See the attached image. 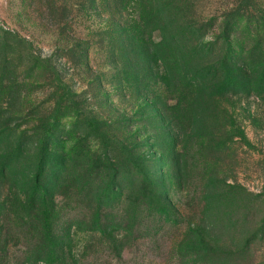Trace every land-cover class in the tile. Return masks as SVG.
I'll use <instances>...</instances> for the list:
<instances>
[{
    "label": "rangeland",
    "instance_id": "374dc122",
    "mask_svg": "<svg viewBox=\"0 0 264 264\" xmlns=\"http://www.w3.org/2000/svg\"><path fill=\"white\" fill-rule=\"evenodd\" d=\"M154 1L0 0V264H264V0Z\"/></svg>",
    "mask_w": 264,
    "mask_h": 264
},
{
    "label": "trees",
    "instance_id": "16d2710c",
    "mask_svg": "<svg viewBox=\"0 0 264 264\" xmlns=\"http://www.w3.org/2000/svg\"><path fill=\"white\" fill-rule=\"evenodd\" d=\"M161 2H162V0H155L151 6V8L154 11L156 18L160 17L162 12H163L162 8L160 7ZM177 11H178L177 5H174V7H171V10H168L167 12H170L171 14L175 15V13ZM158 20H161V18ZM169 22H171V21L169 20ZM173 27H174V34H177L176 27L174 25H173ZM175 36L176 35H173L175 40H177L178 35H177V38ZM175 40H174V42H175ZM194 48H192L188 53L183 52V54L180 56L181 60L183 61V66H186V65L194 62V54H195L193 52ZM191 69H192V66H189L188 68L182 69V72H181L180 77H179V82H176V85L172 88L173 89V96H172L173 99L177 98V100H180V99L184 98L185 96H183V95L186 94L188 91H190V89H194L195 88L194 86L200 87V92L202 95L212 96V95H216L215 94L216 91H218L220 94H225L227 91H222V90H224V89L227 90V88L235 85V81L231 80L232 75H231L230 69L228 71L218 70L216 72L206 70L204 72V75L202 76L203 79L200 78L199 76H196V75L195 76L190 75L188 73V71ZM221 73L226 74L224 76L223 80H220V74ZM237 86H239V85H237ZM242 89H245V86H242ZM180 156H181V158H183L182 154ZM234 186L239 188V185L235 184ZM94 217H96L97 219H99V218L101 219V217H103V216L101 215L100 212H98L95 214Z\"/></svg>",
    "mask_w": 264,
    "mask_h": 264
}]
</instances>
